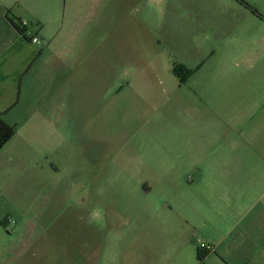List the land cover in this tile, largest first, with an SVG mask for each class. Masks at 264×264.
Wrapping results in <instances>:
<instances>
[{
  "label": "rangeland",
  "instance_id": "1",
  "mask_svg": "<svg viewBox=\"0 0 264 264\" xmlns=\"http://www.w3.org/2000/svg\"><path fill=\"white\" fill-rule=\"evenodd\" d=\"M98 4L95 101L0 152V264H264V0Z\"/></svg>",
  "mask_w": 264,
  "mask_h": 264
},
{
  "label": "crops",
  "instance_id": "2",
  "mask_svg": "<svg viewBox=\"0 0 264 264\" xmlns=\"http://www.w3.org/2000/svg\"><path fill=\"white\" fill-rule=\"evenodd\" d=\"M102 13L98 0L71 4L67 0H0V115L16 127L2 150L18 140L20 146L37 152L50 139L63 138L65 124L80 122L83 95L85 101H95L91 90L97 84L92 85L97 74L98 25L108 21ZM9 19L27 21V37H37L39 43L28 40ZM159 261L137 258L113 263Z\"/></svg>",
  "mask_w": 264,
  "mask_h": 264
},
{
  "label": "trees",
  "instance_id": "3",
  "mask_svg": "<svg viewBox=\"0 0 264 264\" xmlns=\"http://www.w3.org/2000/svg\"><path fill=\"white\" fill-rule=\"evenodd\" d=\"M9 21L21 34H23L28 40H31L26 35V28L22 27L19 23H17L13 19H9ZM180 69L186 71L184 68H180ZM173 74L177 76L179 74V69L174 68ZM15 134H16V127L8 125L3 119H1V115H0V152L5 147V145L14 137Z\"/></svg>",
  "mask_w": 264,
  "mask_h": 264
},
{
  "label": "built area",
  "instance_id": "4",
  "mask_svg": "<svg viewBox=\"0 0 264 264\" xmlns=\"http://www.w3.org/2000/svg\"><path fill=\"white\" fill-rule=\"evenodd\" d=\"M19 24H20L22 27H24V28H26V27L28 26V22H27V21H22V22H20ZM31 42H32V43H39V39H38L37 37H34V38H32ZM209 249H211V248L209 247Z\"/></svg>",
  "mask_w": 264,
  "mask_h": 264
}]
</instances>
